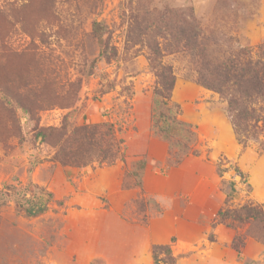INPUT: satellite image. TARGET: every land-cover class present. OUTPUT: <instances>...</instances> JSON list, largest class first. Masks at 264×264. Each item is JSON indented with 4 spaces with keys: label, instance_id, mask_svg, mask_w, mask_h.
<instances>
[{
    "label": "rangeland",
    "instance_id": "1",
    "mask_svg": "<svg viewBox=\"0 0 264 264\" xmlns=\"http://www.w3.org/2000/svg\"><path fill=\"white\" fill-rule=\"evenodd\" d=\"M190 16L212 55L264 46V0H0V264H154L156 245L176 264H264L249 227L214 225L264 203V152L238 142L226 99L195 81L179 36ZM153 50L176 78L168 108L196 133L198 154L180 162L153 130ZM81 127L102 138L65 166L61 145ZM26 187L53 193L47 212L17 209Z\"/></svg>",
    "mask_w": 264,
    "mask_h": 264
},
{
    "label": "trees",
    "instance_id": "2",
    "mask_svg": "<svg viewBox=\"0 0 264 264\" xmlns=\"http://www.w3.org/2000/svg\"><path fill=\"white\" fill-rule=\"evenodd\" d=\"M190 19L192 21L183 20L185 28H179L181 29L179 36L184 42L182 46L184 52L190 56L194 65L195 81L226 99L227 116L233 125L238 142L246 146L249 141H255L264 152V46L259 48L256 56L245 48H240L236 52L221 53L219 56L212 55L210 52L212 44L205 37L204 29L193 16H190ZM150 63L157 77L156 109L163 110L160 112L162 113L160 117L155 118L153 130L163 134V137L170 142L171 149L177 148L180 151L177 155L175 153L177 161L180 162L187 154H198L197 151L189 149V143L195 139L196 133L192 125L180 121L176 116L177 113L167 106L176 83L172 67L164 65L160 61V54H156L155 50L150 57ZM175 106L178 110L179 106ZM91 130L88 127L75 129L74 141L70 143L66 140L61 145L57 160L65 166H81L78 164V159L82 157L80 151L87 145L86 141L95 140L97 135L102 138L99 133ZM82 143L85 145L83 146ZM182 143L187 144L183 146ZM71 146L74 148L72 149ZM118 152L119 148L115 153H111L107 161L112 164L117 159ZM236 171L244 179V174L238 169ZM224 172L223 168H219L220 174ZM236 192L235 184L231 182L230 199ZM53 201V193L41 187H26L23 191L16 192L17 209L29 217L44 214ZM218 224L236 231L249 227L247 233L264 245V203L248 202L239 208L230 206L222 209L214 222V225ZM242 247H244L243 236L236 235L232 248L240 255ZM152 256L154 264H176L171 247L168 245L154 246Z\"/></svg>",
    "mask_w": 264,
    "mask_h": 264
}]
</instances>
